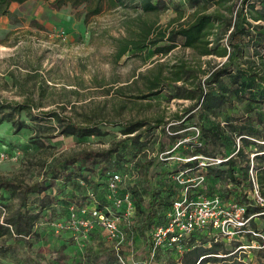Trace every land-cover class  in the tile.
Here are the masks:
<instances>
[{"label":"rangeland","instance_id":"1","mask_svg":"<svg viewBox=\"0 0 264 264\" xmlns=\"http://www.w3.org/2000/svg\"><path fill=\"white\" fill-rule=\"evenodd\" d=\"M51 1L27 0L21 4L12 1L3 5L4 10L0 9V105L26 104L38 114L55 111L77 123L95 124L103 132L82 138L53 136L59 126L54 117L37 121L30 119L26 110L14 113L16 123H22L19 128L9 121L0 122V180L19 184L38 181L48 185L50 176L47 173L59 159L82 150L114 149L112 161L107 164L110 170L119 172L121 166L117 161H126L124 172L131 177L133 161L136 157L142 161L146 154V159L152 158L148 175L156 184L159 178L156 173L178 167L179 159L163 161L155 156V137L161 135L163 129L168 135L174 134L176 127L183 135L174 139L176 145L185 146L198 131L197 118L191 116L192 112H185L192 101L169 96L175 90L174 85L182 83L171 80V71L191 69L198 79H205L211 70L228 61L230 49L227 48L224 56H201L179 43L167 54L155 53L154 47L133 48L137 43L142 45L153 40L159 30L167 33L176 26L179 14L191 13L187 0H164L167 8L152 13L118 5L111 7L104 1L102 11L96 15H88L85 4H67L53 10L49 7ZM174 5L181 10H176ZM164 43L167 42L158 45ZM223 43L226 45L225 40ZM124 45L129 46V50L119 55ZM156 76L159 77L158 85L151 88L150 82ZM243 108L244 104H236L233 112H242ZM8 111L1 109L0 118ZM143 119L152 124L161 120L164 124L151 130L142 126L143 133L136 140L122 133V125ZM223 120L224 115H221L208 119L205 124L223 125ZM225 134L231 135V132L223 131L222 136ZM232 136L240 143L237 134ZM142 143H147L143 153ZM245 150L249 156V175L250 170L256 175L254 153L249 148ZM204 151L206 146L201 148V152ZM119 154H123L120 159ZM227 155L232 156L230 150ZM99 161L94 172H83L88 181L78 174L65 183L63 177L55 180L53 186L41 193L44 196L50 192L52 198L43 209L37 206L39 198L35 192L28 193L22 201L20 192L0 188V229L4 231L0 235V264H53L60 253L68 257L66 264L147 263L148 239L143 238L135 226L134 233L126 230L130 227L127 220L120 222V252L126 257L124 262L115 256L116 240L110 239L104 230L93 234L92 228L79 224L82 215L77 208L78 199H85L86 195L91 199L89 194L93 193L96 201L104 200L105 207H112L105 187L106 177L98 171L105 162ZM134 180L131 177L130 183ZM125 185L119 192L124 191ZM138 185L142 188V179ZM215 187L220 192L231 188L221 182ZM248 194L252 196V192ZM259 194L264 198V187L260 185ZM22 202L26 211L24 217L34 208L40 210L27 235L17 233L13 223ZM84 211H87L86 206ZM254 221L264 235V217H255ZM245 229H251L249 224ZM225 240V247L232 249L234 255L245 253V264H264V258L260 259L256 251L260 243L254 240L250 242L252 247L246 246L249 240L245 235ZM198 242L202 247L209 246L205 240ZM237 243L245 245L244 249H239ZM181 253L182 250L173 257L179 261Z\"/></svg>","mask_w":264,"mask_h":264},{"label":"trees","instance_id":"2","mask_svg":"<svg viewBox=\"0 0 264 264\" xmlns=\"http://www.w3.org/2000/svg\"><path fill=\"white\" fill-rule=\"evenodd\" d=\"M12 1L21 4L27 0H0V9L4 10L3 5ZM104 1L108 2L111 7L117 5L131 7L144 13L157 12L167 8V3L164 0H52L49 7L53 10H59L67 4L71 6L85 4V7L88 8L87 14L96 15L102 11ZM187 1L191 13L186 16L179 14L175 27H172L167 33L159 30L155 33L153 40L142 43V45L137 43L133 48L154 47L155 53L167 54L179 43L185 48L193 49L201 56L212 54L224 56L227 48H229L228 61L211 70L205 79H198L191 69L181 68L171 71L173 72L171 80L173 82L182 81V83L174 85L175 90L169 96L192 101L185 112H192L191 116L197 118L196 127L198 131L195 137L185 143V146L176 145L174 139L183 137L179 133L180 129L176 127L173 130L174 134L168 135L163 129V133L155 137V156L163 161H167L172 156L179 157L178 167L165 169L161 174L156 173L155 176L159 177L156 179V184L148 175V167L151 165L152 158L146 159V154H144L142 161L138 157L133 161L132 168L134 171H132L131 177L136 181L134 180V183L131 184V177L129 176L130 180L126 183L124 191L131 194L136 215L132 218L133 223H130V227L126 230L134 233L133 228L135 226L141 236L148 239V259L147 263L144 264H245L244 258L247 257L245 253L234 255L232 249L225 247V237L209 236L207 233L199 232L193 233L181 243L182 253L179 261L173 257L174 253H178L174 246L156 248L153 257L149 254L151 249L150 232L164 225L166 213L182 187L174 178L181 172L183 179L194 178L198 175L204 177L203 182L191 190L192 196L200 193L207 196L218 194L224 203L229 201L250 203L246 213L254 215V218L249 222L252 231L260 232L256 227L255 217H264V213H261L264 212V207L256 204L248 194L252 189V182L249 175V156L245 150V148H249L250 152L254 153L253 158L256 165H253V169L256 180L260 186L264 187V167L261 165L264 164V23H260L264 22V0ZM174 6L176 10H181L178 5ZM223 40H225L226 45H224ZM163 41L167 43L158 45L159 42ZM127 50H129V46L124 45L119 55L124 54ZM158 81V76L151 80V88L156 87ZM239 103L244 104L242 112H233L236 104ZM254 104L260 106H253ZM1 109L10 111L3 113L0 122L3 120L12 122L17 128L22 126V123L20 121L16 123L13 115L14 113L19 114L21 110H26L27 115L33 120L40 121L45 117H54L59 126L57 133L53 136L82 138L88 135H100L103 132L95 124L86 121L85 123H77L55 111L34 113L33 108L26 104H1ZM228 111H230L229 114ZM221 115H224L223 125L220 123L205 124L208 119L219 118ZM162 124L164 123L161 120L152 124L147 119H143L122 125L121 131L126 137L136 140L143 133L140 129L142 126L145 125L146 130H151L153 127ZM137 130L139 131L136 133ZM223 131L224 133L229 131L231 135L222 136ZM132 133L133 135H130ZM233 133L237 134L240 143L236 142L232 136ZM145 144L147 143H142V153ZM203 146H206V151L201 152ZM220 146H224L223 149ZM229 150L232 156L227 155ZM112 151L114 149H107L102 152L82 150L59 159L47 173L50 176L48 185L38 181L31 184H19L0 180V188H11L13 192H20L22 201L26 199L28 193L35 192L39 198L37 206L39 209H43L52 201L50 192H46L44 196L41 195L48 186H53L54 181L60 177H63L62 182L65 183L71 180L75 174L88 181V176L83 175V172L86 171L88 174L94 172V166L100 162L99 160L105 162V166L99 167L98 171L106 177V187L107 179L113 172L110 170L111 167H107V164L112 161ZM122 155H118L119 159ZM200 155L202 157H199ZM218 156L222 159L216 162L219 159ZM191 157L194 158L184 160ZM117 164L121 166L120 170L117 171L126 173L124 168L127 162L118 160ZM141 179L142 188L138 185V181ZM220 182L225 187L229 185L231 188L227 187L223 192L218 191L215 186ZM97 201V209L107 212L105 209L107 203L100 199ZM23 204L22 202L13 223L17 233L22 232L27 235L31 233L33 222L38 217L40 210L34 208L24 217L26 211L23 210ZM90 204H92V200L87 195L85 199L77 200V208L82 218L91 220L92 233L99 234L103 229L91 216L90 207H88ZM85 206L87 211L82 213ZM3 232L0 229V235ZM201 234L205 235L202 236ZM240 235H245L249 240L246 246L251 245L250 242L254 240L260 245L262 244V239L253 235L252 232H242ZM201 240H205L209 246H200L198 241ZM239 245L243 246L237 243L238 247ZM256 251L260 259L264 258V248ZM67 258L65 254L60 253L53 264H66Z\"/></svg>","mask_w":264,"mask_h":264},{"label":"built area","instance_id":"3","mask_svg":"<svg viewBox=\"0 0 264 264\" xmlns=\"http://www.w3.org/2000/svg\"><path fill=\"white\" fill-rule=\"evenodd\" d=\"M177 158L179 157H170ZM186 158L184 160H190ZM220 160H216L219 162ZM204 164V162H201ZM182 172L174 178L182 185L178 196L173 200L170 209L166 213L163 226L157 227L150 232V256L153 257L158 247H176L181 250V243L195 232L212 233L215 237L232 238L239 236L242 232H252L262 239V244L258 248H264V235L260 232H254L251 229L246 230V224L254 218V215L247 214V207L250 203H239L229 201L224 203L218 194L207 196L205 194L191 195V190L203 182V176L198 175L194 178L183 179ZM255 174V173H254ZM250 179L252 182V196L250 197L256 204L264 207V198L259 194V185L256 175L250 170ZM130 180L126 173L112 172L106 182L111 201V209L105 207L107 212L97 209L98 202L93 193L89 196L92 199L90 214L98 225L107 233L108 237L116 240L114 248L120 261L124 262L126 257L120 252L122 237L120 231V222L127 220L130 224L135 214L134 200L128 191L119 192L124 184ZM250 195V194H249ZM85 212L82 210V213ZM264 213V212H261ZM80 226L86 228L92 227L89 219H80ZM249 245L248 247H252ZM244 248L243 246H239ZM132 264H135L133 262Z\"/></svg>","mask_w":264,"mask_h":264}]
</instances>
